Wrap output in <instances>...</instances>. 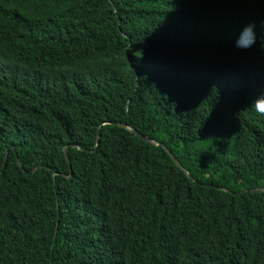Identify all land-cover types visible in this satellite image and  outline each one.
I'll return each instance as SVG.
<instances>
[{"label": "trees", "instance_id": "16d2710c", "mask_svg": "<svg viewBox=\"0 0 264 264\" xmlns=\"http://www.w3.org/2000/svg\"><path fill=\"white\" fill-rule=\"evenodd\" d=\"M262 96L264 0H0V264H264Z\"/></svg>", "mask_w": 264, "mask_h": 264}, {"label": "clouds", "instance_id": "9594fccd", "mask_svg": "<svg viewBox=\"0 0 264 264\" xmlns=\"http://www.w3.org/2000/svg\"><path fill=\"white\" fill-rule=\"evenodd\" d=\"M255 25L249 24L242 30V35L238 39L236 46L241 49H248L255 43ZM255 108L258 113L264 115V96L257 99Z\"/></svg>", "mask_w": 264, "mask_h": 264}, {"label": "water", "instance_id": "95a60500", "mask_svg": "<svg viewBox=\"0 0 264 264\" xmlns=\"http://www.w3.org/2000/svg\"><path fill=\"white\" fill-rule=\"evenodd\" d=\"M135 135L138 137V138H140L141 140H143L145 143H147V144H149V145H151V146H158L159 145V143H156L155 141H153V140H150V139H148V138H145V137H142L140 134H138L137 132H135ZM166 150V149H165ZM167 152H168V154L171 156V158L173 159V161L175 162V164L181 169V170H184L183 169V167H182V165H181V163L168 151V150H166ZM65 155H66V158H67V160H68V154H67V152H65ZM262 191H264V188H262V189H253V190H250V191H245V192H242V193H240V194H238V195H241V194H246V193H256V192H262Z\"/></svg>", "mask_w": 264, "mask_h": 264}]
</instances>
